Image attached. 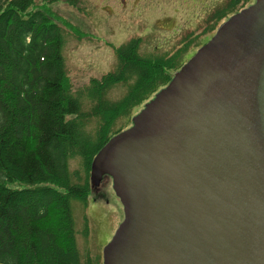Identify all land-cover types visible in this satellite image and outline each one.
<instances>
[{
    "label": "water",
    "instance_id": "water-1",
    "mask_svg": "<svg viewBox=\"0 0 264 264\" xmlns=\"http://www.w3.org/2000/svg\"><path fill=\"white\" fill-rule=\"evenodd\" d=\"M103 264H264V0L232 14L96 153Z\"/></svg>",
    "mask_w": 264,
    "mask_h": 264
},
{
    "label": "trees",
    "instance_id": "trees-1",
    "mask_svg": "<svg viewBox=\"0 0 264 264\" xmlns=\"http://www.w3.org/2000/svg\"><path fill=\"white\" fill-rule=\"evenodd\" d=\"M54 1L0 0V264H103L78 250L72 213L73 201L86 203L94 156L250 0H223L163 50L141 53L139 35L110 45L113 68L80 84L62 47L82 33Z\"/></svg>",
    "mask_w": 264,
    "mask_h": 264
},
{
    "label": "rangeland",
    "instance_id": "rangeland-1",
    "mask_svg": "<svg viewBox=\"0 0 264 264\" xmlns=\"http://www.w3.org/2000/svg\"><path fill=\"white\" fill-rule=\"evenodd\" d=\"M82 1L72 5L65 0H56L51 5L54 13L82 33L78 38L66 35L62 47L65 67L74 84L112 69L115 64L112 46L121 45L130 36H142L141 53L153 47L166 49L176 33L196 26L208 10L223 0ZM121 90L118 87L112 94L117 96ZM143 105L134 106L132 113L136 114ZM6 185L11 188L22 186L9 181ZM72 213L78 250L82 256L89 254L102 260L103 246L123 219V208L112 189L111 177L103 175L99 184L91 187L86 203L73 201Z\"/></svg>",
    "mask_w": 264,
    "mask_h": 264
},
{
    "label": "flooded vegetation",
    "instance_id": "flooded-vegetation-1",
    "mask_svg": "<svg viewBox=\"0 0 264 264\" xmlns=\"http://www.w3.org/2000/svg\"><path fill=\"white\" fill-rule=\"evenodd\" d=\"M254 2V0H250L249 2H247L245 5H244V7H246V6H248V5H250V4H252ZM243 7V8H244ZM242 9V8H241Z\"/></svg>",
    "mask_w": 264,
    "mask_h": 264
}]
</instances>
